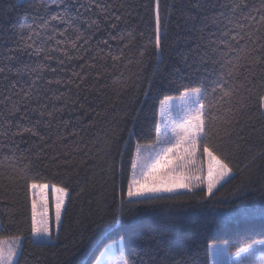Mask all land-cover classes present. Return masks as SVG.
<instances>
[{
  "label": "snow or ice",
  "instance_id": "obj_1",
  "mask_svg": "<svg viewBox=\"0 0 264 264\" xmlns=\"http://www.w3.org/2000/svg\"><path fill=\"white\" fill-rule=\"evenodd\" d=\"M153 6L154 48L149 51L146 45L136 62L134 75L139 83L132 106L121 120L125 127L120 128L113 121L114 126L105 132L109 153L113 144L123 142L117 151L119 165L113 157L110 173L118 166L123 174L125 152L130 161L126 195L122 184L115 208L117 217L130 214L132 205L170 199L163 194L178 188L193 192L201 202L225 198L221 190L234 174L224 143L232 141L233 135L242 138L244 129L240 120L228 121L225 136L220 137L219 131H213L217 112L224 105L232 111L234 104H242L243 115V110L254 100V108L264 118V0H203V3L179 0V7L176 3L168 7L169 17L179 12L180 18L187 14L190 19V10L194 7L211 10L210 15L202 13L206 22L199 29L191 62L188 57H182L190 72L196 75L192 83L180 85L182 90L178 96L164 95L159 99L152 127L146 134L151 142H140L145 133L143 128L137 132L143 111L142 107H135L140 103L138 97L143 95L147 99L154 88L171 86L176 81L175 75H165L168 20H162L161 0H153ZM124 7L121 3L117 8L111 0H15L7 8L0 7V22L10 11L30 18V22L20 25L0 26V153L10 160L13 178L23 181L22 187L31 192L29 233L27 236L23 232L0 235V264H21L25 242L37 250L59 242L72 201L69 190L73 173L79 176L78 167L61 169L67 163L63 157L70 155L69 140L74 151L81 150L80 142L84 141L87 131L82 126L84 112L90 101L107 87L109 69L118 68L123 60L122 52L112 53L115 45L111 41L123 43L125 40L123 35H117L123 15L120 9ZM102 21L106 22V31L109 27L116 31L108 32L106 39L94 45L93 38ZM177 26H181L180 19ZM152 57L154 62L149 63ZM174 72L181 70L175 68ZM181 75L184 79H193L187 73ZM127 94V90L118 92L117 100L124 102ZM111 107H116L115 102ZM129 122L131 127H127ZM124 131L128 133L127 138L120 135ZM133 140L136 141L134 151ZM198 145L202 147L197 166ZM204 157L207 158L206 179ZM40 168L63 171L66 180L60 186L38 184L33 179V170ZM194 170L201 174L194 176ZM253 190L264 202V185L257 186L251 180L230 195L235 198ZM49 192L54 200V220L50 215ZM261 211L264 213V203ZM9 222L15 223L11 218ZM3 227L0 222V230ZM116 248L114 242L101 253L109 257L106 264H198L194 249L186 248L171 233L160 229L135 233L131 250L120 248L119 255L112 258L110 253ZM164 249L168 255L162 259ZM34 255V264H39L40 253ZM224 256H228V264H264V241L240 248L234 257L226 245L208 246L210 264H224ZM96 264L101 262L97 260Z\"/></svg>",
  "mask_w": 264,
  "mask_h": 264
},
{
  "label": "trees",
  "instance_id": "obj_2",
  "mask_svg": "<svg viewBox=\"0 0 264 264\" xmlns=\"http://www.w3.org/2000/svg\"><path fill=\"white\" fill-rule=\"evenodd\" d=\"M10 2L15 0H0V7L7 8ZM111 2L117 8L121 3L125 6L120 9L123 15L118 23L117 32V35H123L125 40L123 43L111 41L115 45L111 49L112 53L118 55L122 52L123 60L118 68L109 69L105 80L107 87L102 89L101 95L90 101V106L84 112L82 126L87 131L84 133V141L80 142L81 150L74 151L71 140L68 142L70 155L63 157L67 163L61 165V169L71 170L78 167L79 176L77 178L73 173L69 190L72 201L68 205L69 212L64 218L58 244L37 250L30 243L25 242L21 264H34V254L37 252L42 257L39 264H69V262L96 264L107 246L116 242L117 245L121 243L123 248L131 250L134 234L150 228L171 233L186 248L194 249L198 264H210L208 257L210 244H225L230 254L235 255L240 248L257 241H264V213L261 211V204L264 202L259 199L255 190L235 198L230 195L250 180L257 186L264 185V118H261L259 111L254 108V100L249 103L247 109L243 110V115L242 104H234L232 111H228L229 106L224 105L223 109L217 112L218 119L213 131L214 133L219 131L220 137L225 136L224 129L228 127V121L240 120L244 129L242 138L233 135L230 142L220 141L227 150L234 174L231 182L221 190L225 198L201 202L193 192H184L171 195L170 199H157L132 205L130 214L117 217L115 208L119 202L122 184L126 195L130 161L128 153L125 152L123 174L118 166L115 172L110 173L109 164L112 163L113 157L119 165L120 157L117 151L123 147V142L113 144L109 153L105 132L114 126L113 121L118 122L120 128L125 127L121 120L124 112L132 106L135 87L139 83L134 75L137 71L136 62L146 45L149 51L154 48L155 18L153 0H111ZM173 3L179 7V0H161V16L162 20H168L169 25V38L165 49L167 67L165 75H175L176 81L171 86L154 88L147 99L143 95L138 97L140 103L135 104V107H142L143 111L137 132L139 133L143 128L145 135L141 137L140 142L144 144L151 142L146 134L152 127V119L158 110L159 99L164 95L178 96L179 91L182 90L180 85L187 86L194 81L196 74L190 72L183 63L182 57H188L191 62L200 35L199 29L206 22L202 18V13L211 14L210 9L194 7L190 10V19L187 14L184 18H180L179 12H173L169 17L168 7ZM185 3H188V0H185ZM177 19H180V27L177 26ZM25 22H30V18L10 11L9 16L0 22V26L12 27ZM105 23L102 21L100 30L96 32L93 38L94 45L96 41L106 39L108 32L116 31L110 27L106 31ZM150 38H152L151 43ZM124 43L128 46L124 47ZM100 47L104 45L100 44ZM154 59V57L149 59V63L154 62ZM175 68H179L181 72L175 73ZM181 73H187L193 79H184ZM126 90L128 94L124 102L117 100V93ZM112 102H115V108L111 107ZM89 124L92 125L90 128H88ZM127 127H131L130 122ZM120 135L127 138L128 133L124 131L120 132ZM135 142V140L132 142V151ZM215 142L217 141L214 137L213 143ZM201 147L199 146L200 151ZM0 165H2L0 166L2 173L0 201L4 202L0 203V222L4 226L0 230V235L23 232L27 236L31 223V192L22 187L23 181L13 178L15 174L10 166V160L4 159L2 153H0ZM245 165L249 167L246 168ZM33 179L38 184L56 183L60 186V182L65 181L66 176L63 171H57L55 168H40L33 170ZM82 188L85 190L81 191ZM9 218L15 223H10ZM30 253L33 255H29ZM167 255L168 250L164 249L161 258Z\"/></svg>",
  "mask_w": 264,
  "mask_h": 264
},
{
  "label": "rangeland",
  "instance_id": "obj_3",
  "mask_svg": "<svg viewBox=\"0 0 264 264\" xmlns=\"http://www.w3.org/2000/svg\"><path fill=\"white\" fill-rule=\"evenodd\" d=\"M177 103H179V101H177ZM145 151H150L149 149H146ZM196 157H197V166L199 165V158H200V150H199V146L197 147V150H196V153H195ZM204 171H203V175L206 179L207 177V160L206 158L204 157ZM201 173L199 171H195L194 170V176H198L200 175ZM193 183H196L195 179H193ZM189 193L187 191V189H184V188H178L175 192L173 193H165L163 194L164 196H171V195H175V194H179V193ZM38 198V197H37ZM49 200H50V215L53 217V220H54V201L52 200V197H51V193L49 192ZM216 245H225V244H216ZM227 246V245H226ZM120 248H123L122 247V244L120 245H117V248L114 249L110 255L112 256V258H115L116 256L119 255V249ZM227 249H228V246H227ZM228 253L230 254L229 250H228ZM231 255V254H230ZM231 256H235V255H231ZM101 264H106V261L108 260V255H105V256H101ZM223 261H224V264H228V256H224L222 257Z\"/></svg>",
  "mask_w": 264,
  "mask_h": 264
},
{
  "label": "crops",
  "instance_id": "obj_4",
  "mask_svg": "<svg viewBox=\"0 0 264 264\" xmlns=\"http://www.w3.org/2000/svg\"><path fill=\"white\" fill-rule=\"evenodd\" d=\"M121 243H119L118 245H120ZM102 258V257H101ZM101 258H100V260L99 261H101Z\"/></svg>",
  "mask_w": 264,
  "mask_h": 264
}]
</instances>
